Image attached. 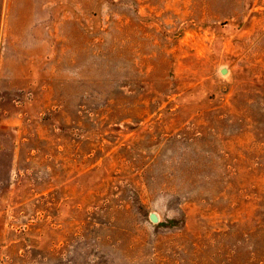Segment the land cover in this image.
<instances>
[{
	"label": "rangeland",
	"instance_id": "374dc122",
	"mask_svg": "<svg viewBox=\"0 0 264 264\" xmlns=\"http://www.w3.org/2000/svg\"><path fill=\"white\" fill-rule=\"evenodd\" d=\"M0 264H264V0H0Z\"/></svg>",
	"mask_w": 264,
	"mask_h": 264
},
{
	"label": "water",
	"instance_id": "95a60500",
	"mask_svg": "<svg viewBox=\"0 0 264 264\" xmlns=\"http://www.w3.org/2000/svg\"><path fill=\"white\" fill-rule=\"evenodd\" d=\"M150 220H151V222L154 223V224L159 223V218H158V216H157L155 213H152V214L150 215Z\"/></svg>",
	"mask_w": 264,
	"mask_h": 264
}]
</instances>
